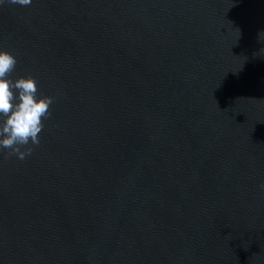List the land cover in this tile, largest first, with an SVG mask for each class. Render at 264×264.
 Instances as JSON below:
<instances>
[{
  "label": "water",
  "instance_id": "1",
  "mask_svg": "<svg viewBox=\"0 0 264 264\" xmlns=\"http://www.w3.org/2000/svg\"><path fill=\"white\" fill-rule=\"evenodd\" d=\"M0 51L53 98L0 264H264V0H0Z\"/></svg>",
  "mask_w": 264,
  "mask_h": 264
},
{
  "label": "clouds",
  "instance_id": "2",
  "mask_svg": "<svg viewBox=\"0 0 264 264\" xmlns=\"http://www.w3.org/2000/svg\"><path fill=\"white\" fill-rule=\"evenodd\" d=\"M11 5L30 6L32 0H8ZM17 59L0 51V149L24 160L39 146L44 120L51 116L53 98L38 95L37 81L32 76L11 79ZM23 149V150H22ZM264 191V183L259 185Z\"/></svg>",
  "mask_w": 264,
  "mask_h": 264
}]
</instances>
